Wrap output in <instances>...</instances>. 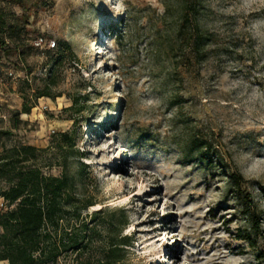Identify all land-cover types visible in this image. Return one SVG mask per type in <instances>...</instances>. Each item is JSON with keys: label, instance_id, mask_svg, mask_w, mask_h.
<instances>
[{"label": "rangeland", "instance_id": "374dc122", "mask_svg": "<svg viewBox=\"0 0 264 264\" xmlns=\"http://www.w3.org/2000/svg\"><path fill=\"white\" fill-rule=\"evenodd\" d=\"M21 1L20 44L0 45L7 146H49L51 174L61 145L71 173L87 164L77 192L96 203L81 217L105 209L93 221L104 237L126 220L124 264H264V0ZM182 11L209 36L197 56L190 16L177 33ZM0 13L23 10L0 0ZM39 35L52 50L34 48ZM49 73L53 97L15 122L21 92Z\"/></svg>", "mask_w": 264, "mask_h": 264}, {"label": "trees", "instance_id": "16d2710c", "mask_svg": "<svg viewBox=\"0 0 264 264\" xmlns=\"http://www.w3.org/2000/svg\"><path fill=\"white\" fill-rule=\"evenodd\" d=\"M14 1L23 13L10 22L0 13V32L4 35L0 37V45L5 44L6 36L9 41L20 44L19 36L29 17L25 4ZM187 16L191 26L187 28L186 43L197 56L206 49L209 36L199 27L196 12H181L177 33ZM43 81L42 87L33 89L29 97L21 92L23 101L15 111V122L21 113H30L39 97H53L51 74ZM75 106L76 101L72 99L66 108L71 110ZM11 135L10 130L0 128V183H4L0 187V264H62L60 257L68 254L74 255L73 264H124L127 246L132 244L131 237L122 233L126 220L111 224L110 234L104 237L93 221L105 214V209L91 213L90 220L81 217L82 210L96 203L77 192V187L84 184L87 164L77 161V171L71 173L67 162L69 153L61 145L57 161L61 172L58 175L45 172L40 160L49 146L40 148L26 143L7 146L5 140ZM60 138L61 143H67L68 132H61ZM68 147L71 149V144ZM201 148L202 154H206L207 144L203 143ZM77 157L84 155L79 153Z\"/></svg>", "mask_w": 264, "mask_h": 264}, {"label": "built area", "instance_id": "2783aa9c", "mask_svg": "<svg viewBox=\"0 0 264 264\" xmlns=\"http://www.w3.org/2000/svg\"><path fill=\"white\" fill-rule=\"evenodd\" d=\"M32 44L36 49H42L43 46H46L47 49H50L54 47L55 41L54 40L48 41L46 37L39 35L32 40ZM12 74H13L12 72H9V75ZM0 206H2V202H0Z\"/></svg>", "mask_w": 264, "mask_h": 264}, {"label": "bare ground", "instance_id": "6f19581e", "mask_svg": "<svg viewBox=\"0 0 264 264\" xmlns=\"http://www.w3.org/2000/svg\"><path fill=\"white\" fill-rule=\"evenodd\" d=\"M103 27V26H102Z\"/></svg>", "mask_w": 264, "mask_h": 264}]
</instances>
